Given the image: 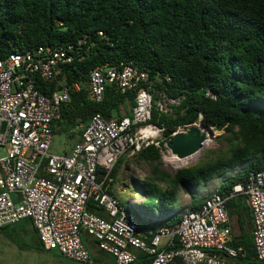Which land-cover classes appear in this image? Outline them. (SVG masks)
<instances>
[{
	"label": "trees",
	"instance_id": "1",
	"mask_svg": "<svg viewBox=\"0 0 264 264\" xmlns=\"http://www.w3.org/2000/svg\"><path fill=\"white\" fill-rule=\"evenodd\" d=\"M47 45H73L72 61L62 64L55 82L45 87L79 84L55 120L54 134H66L73 145L94 114L121 117V109L128 114L134 104L132 92H121L109 82L103 100L94 101L89 71L105 63H132L149 73L153 98L149 121L162 127L167 139L193 123L223 131L217 137H225L226 150L172 173L161 168L160 151L153 145L134 155L136 163L150 166V175L142 182L133 180L145 205L161 214L158 225L179 221L173 210L179 190L189 193L190 208L197 210L203 198L195 192L211 179L222 178L220 193L227 194L251 171H264V0H0V57ZM162 98L179 102L163 112L157 104ZM123 160L112 169L113 181ZM244 163L236 175L224 176ZM103 175L99 169L98 179ZM108 192L112 193V184ZM128 208L150 223L151 216L143 215L139 204ZM14 225L0 227V233ZM87 237L89 251L102 252ZM36 239V247L42 246ZM230 243L241 246L243 255L206 251L225 259V264H264L255 260L251 233ZM137 255L136 264L151 260L142 252ZM171 264L182 263L177 258Z\"/></svg>",
	"mask_w": 264,
	"mask_h": 264
},
{
	"label": "built area",
	"instance_id": "2",
	"mask_svg": "<svg viewBox=\"0 0 264 264\" xmlns=\"http://www.w3.org/2000/svg\"><path fill=\"white\" fill-rule=\"evenodd\" d=\"M72 51L73 45H47L0 57V227L30 219L43 248L85 264H92L86 236L116 264H133L138 252L151 258L148 264H171L177 258L182 264H225V259L206 250L243 255L241 246L230 243L227 206L231 198L239 197L251 210L255 260L264 262L263 170L251 171L227 194L220 193L221 184L209 182L200 208L186 207L171 225H151L128 208L137 204L108 192L112 169L121 157L134 156L150 145L163 159L173 155L163 128L149 121L153 102L149 73L132 63L97 66L89 71L88 81L96 102L103 100L107 82L121 92H132L130 112L110 118L94 114L68 154L50 151L60 108L79 84L45 87L55 82L62 64L72 61ZM162 100L158 106L163 112L179 102ZM165 100L170 106L165 107ZM241 168L225 174L234 176ZM99 169L104 172L101 179ZM159 217L155 212L154 220Z\"/></svg>",
	"mask_w": 264,
	"mask_h": 264
},
{
	"label": "rangeland",
	"instance_id": "3",
	"mask_svg": "<svg viewBox=\"0 0 264 264\" xmlns=\"http://www.w3.org/2000/svg\"><path fill=\"white\" fill-rule=\"evenodd\" d=\"M165 101V107L170 106L168 101ZM158 103L163 104V100H157V104ZM183 128L184 127L180 128V130ZM213 130L215 133L214 138L209 140L208 145L203 146L202 149L197 152V156L195 159L187 163H181L176 159H170V157L166 156L164 159L161 158V168L169 173H172L179 168L193 166L198 164L199 162L213 159L216 157L218 152L226 150L228 145L225 137H217L219 134H222L223 131H218L216 129ZM72 145L73 142L71 141V139L66 137V134L57 132L53 136L50 151L52 153L68 154V150ZM123 159L124 160L117 171L116 178L112 183V193L120 200H123L125 202H128V200H130L135 204H139L142 214H149V216H151V224L154 226L158 225L159 222L157 220H154L155 211L145 205L142 191L137 187L136 183H134L133 180V178H136L137 183L142 182V177L150 175V166L145 162L136 163L134 156H123ZM126 165L128 166V168L126 167ZM245 165L246 163L241 166ZM224 176H227V174H224ZM210 182L211 184L215 182L218 184L224 183L222 178H213L210 180ZM192 191H194V189ZM209 191V186H200L195 193L197 194L198 199H202ZM178 194L179 198L173 210L176 209V213H181L186 207L191 205V198L187 191L179 190ZM137 200H140L141 202H138ZM24 223L25 220L21 219L20 221L15 223L14 227L22 226ZM26 243H31V240H27L17 234L15 231H13L12 227L8 228L6 233H0V264H36L35 257H32V255L28 253H22L18 250V247L22 246L23 244L26 245ZM92 264L116 263L114 258L111 255L107 254L102 255V257H97V259Z\"/></svg>",
	"mask_w": 264,
	"mask_h": 264
},
{
	"label": "crops",
	"instance_id": "4",
	"mask_svg": "<svg viewBox=\"0 0 264 264\" xmlns=\"http://www.w3.org/2000/svg\"><path fill=\"white\" fill-rule=\"evenodd\" d=\"M120 113L121 115L122 114L125 115V109L122 108ZM72 147L73 146L70 147V149L68 150V153L71 151ZM228 209H229L231 229H232V238L236 240L237 237H240L245 234H250L251 227H252V216H251V210L247 206L246 202L242 198H239V197L234 198ZM24 220H25V223L22 226H15L14 228H12L13 231H15L17 234H19L23 238L27 240L29 239L31 240V243H26V245L23 244L22 246L18 247V250L20 252L25 253V254L28 253L32 255V257H35L36 264H76V263H79V262L63 257L56 250L45 249L40 245L36 247L37 245L36 229L34 228L30 219L25 218ZM89 252L92 257V263L97 259V257H102V255H107L103 251L99 252V251L91 250ZM134 263H136V261Z\"/></svg>",
	"mask_w": 264,
	"mask_h": 264
},
{
	"label": "water",
	"instance_id": "5",
	"mask_svg": "<svg viewBox=\"0 0 264 264\" xmlns=\"http://www.w3.org/2000/svg\"><path fill=\"white\" fill-rule=\"evenodd\" d=\"M214 136L212 127L193 123L175 132L166 142V147L177 158H186L200 151L205 141L211 140Z\"/></svg>",
	"mask_w": 264,
	"mask_h": 264
},
{
	"label": "bare ground",
	"instance_id": "6",
	"mask_svg": "<svg viewBox=\"0 0 264 264\" xmlns=\"http://www.w3.org/2000/svg\"><path fill=\"white\" fill-rule=\"evenodd\" d=\"M206 132H207V131H206ZM208 142H209V139H207V140L205 141L204 146H205V145H208ZM196 156H197V153H195V154H193V155H191V156H188V157H186V158H177L176 156L172 155V156H171V157H172L171 159H176V160L180 161L181 163H182V162L187 163V162H190L191 160L195 159Z\"/></svg>",
	"mask_w": 264,
	"mask_h": 264
}]
</instances>
